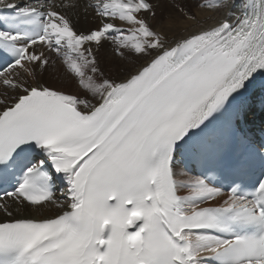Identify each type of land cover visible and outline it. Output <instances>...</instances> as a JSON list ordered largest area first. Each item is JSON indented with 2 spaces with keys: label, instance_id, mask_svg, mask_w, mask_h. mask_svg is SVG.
<instances>
[{
  "label": "snow or ice",
  "instance_id": "1",
  "mask_svg": "<svg viewBox=\"0 0 264 264\" xmlns=\"http://www.w3.org/2000/svg\"><path fill=\"white\" fill-rule=\"evenodd\" d=\"M0 2V264H264V0Z\"/></svg>",
  "mask_w": 264,
  "mask_h": 264
},
{
  "label": "bare ground",
  "instance_id": "2",
  "mask_svg": "<svg viewBox=\"0 0 264 264\" xmlns=\"http://www.w3.org/2000/svg\"><path fill=\"white\" fill-rule=\"evenodd\" d=\"M7 2L9 3H14V4H24V3H30L29 0H7ZM0 7H4L3 2H0ZM206 15V14H203ZM208 23H212V20H208ZM84 20H83V16L81 14L80 20H79V24L78 27L84 26ZM88 23L92 24V23H98V21H94L92 16L89 15L88 17ZM103 53L108 54L110 53V49L108 48V45H105V48L101 50ZM45 79H48L50 83L55 84L57 86H67L68 83V78L63 74L62 71H55V72H50V74L45 76ZM259 109V105H257L256 110ZM261 119H264V113H262L259 109V111L257 112V118L255 119L252 115L249 116V124H251L252 126L256 125V122L260 121ZM57 196L60 195V193H56ZM57 210L54 207H49L48 209H42L39 212L35 211V210H30V214L32 215H39L40 212L43 213V215H52L56 212Z\"/></svg>",
  "mask_w": 264,
  "mask_h": 264
}]
</instances>
